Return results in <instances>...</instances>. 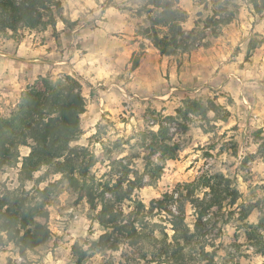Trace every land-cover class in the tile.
<instances>
[{"label": "rangeland", "instance_id": "374dc122", "mask_svg": "<svg viewBox=\"0 0 264 264\" xmlns=\"http://www.w3.org/2000/svg\"><path fill=\"white\" fill-rule=\"evenodd\" d=\"M59 1L54 28L0 36V53L4 54L0 57V115L7 116L21 93L40 76L77 78L85 112L80 116L82 133L72 145L88 147L98 158L92 169L97 177L109 173L112 159H122L131 169L142 171L144 137L160 126L167 127L179 150L165 161L160 179L135 190L134 197L149 207L152 200L164 193H179L183 185L206 173L225 175L239 198L232 207L212 210L205 231L206 250L216 248L218 264H264V256L246 246L237 221L240 206L264 210V118L256 116L264 102L256 107L233 102L264 101V69H258L259 73L255 67L264 68V9L255 13L247 0H171L187 16L183 29L197 31L198 44L205 46L162 56L143 34L156 12L145 0ZM227 18L231 21L224 26L213 22ZM165 32L158 30L160 36ZM19 45L27 52L37 50L25 54V59L34 58L37 63L14 60L11 56L15 57ZM19 83L22 91L5 96ZM192 102L211 103L222 110L217 115L213 111L205 116L188 113ZM224 115L226 121L217 119ZM28 153V148L20 149L22 157ZM44 172L35 173L34 179ZM59 178L49 175L39 187ZM34 184L25 183V189ZM18 186L17 169L0 172V191ZM66 186L61 183L47 207L50 242L38 255H21L13 244L2 245L0 264H76L75 246L88 250L82 264H148L124 243L118 251L91 247L103 233L95 219L99 208L91 209ZM121 207L125 213L131 210L128 203ZM232 211L234 215L229 216ZM185 213L193 229L195 217L188 203ZM222 216L230 219L228 224H222ZM148 217L151 223L165 225L171 236L165 218L156 212ZM258 217L255 209L248 221L255 223Z\"/></svg>", "mask_w": 264, "mask_h": 264}, {"label": "trees", "instance_id": "16d2710c", "mask_svg": "<svg viewBox=\"0 0 264 264\" xmlns=\"http://www.w3.org/2000/svg\"><path fill=\"white\" fill-rule=\"evenodd\" d=\"M247 2L257 14L264 9V0ZM145 4L156 12L143 34L160 55L170 56L205 46L198 44L197 31L183 29L187 16L174 6V1L145 0ZM59 8V0H0V36L16 34L18 30L54 28ZM230 21L231 18H227L213 22L216 26H224ZM162 28L166 32L160 36L158 30ZM219 110L222 107L211 103L192 102L186 112L195 111L205 116L208 111L217 115ZM84 112L85 98L77 78L40 76L21 93L17 105L7 116L0 115V172L17 169L19 182L17 188L3 187L0 191V248L13 244L21 255L26 252L38 255L51 237L47 207L64 182L68 192L79 200H86L91 209L99 208L95 219L103 233L90 243L91 247L118 251L119 245L124 243L137 250L148 264H218L216 248L211 245L214 249L206 250L205 231L213 209L220 212L232 207L239 198L229 179L221 173H206L183 185L181 192L164 193L146 207L134 197V191L157 182L165 161L173 159L179 150V145L169 136L168 128L160 126L157 132L149 131L144 137L142 171L131 169L122 159H112L109 173L97 177L92 169L98 158L88 147L72 145L82 133L80 116ZM217 119L226 121L227 115ZM165 120L173 119L167 117ZM147 137L148 144L145 143ZM22 147L29 149L24 157L20 154ZM43 169V176L34 179L35 173ZM49 175L60 178L41 189L39 184L46 182ZM31 181L34 186L26 190L25 183ZM200 193L202 197L198 196ZM125 203L131 208L127 213L121 207ZM186 203L195 217L193 229L186 223ZM255 209L259 211V217L255 223H250L248 217ZM154 212L165 218L172 232L170 237L165 225L151 223L148 219ZM232 214L233 211L229 216ZM237 214L246 246L251 247L254 254L264 256V210L253 205L240 206ZM222 218V224H228L230 219ZM87 252L79 246L73 248L76 264H82Z\"/></svg>", "mask_w": 264, "mask_h": 264}, {"label": "crops", "instance_id": "0c3cea01", "mask_svg": "<svg viewBox=\"0 0 264 264\" xmlns=\"http://www.w3.org/2000/svg\"><path fill=\"white\" fill-rule=\"evenodd\" d=\"M25 49L27 50V48H25V46L24 45H19L18 47H17V50H16V52H15V57H13V56H11L14 60H16L17 58H19V61H21V63H24V62H26V63H31L32 65H34L33 63H37V61L38 60H36V59H25V58H27L26 56H25V54H27V53H30V54H36V52H37V50H31V51H29V52H27V51H25ZM259 51V49L257 50V52ZM4 54H1L0 53V57L1 56H3ZM6 56V55H5ZM21 56H24V57H21ZM10 57V56H9ZM18 60V59H17ZM28 64V65H29ZM36 65V64H35ZM255 67H256V71L257 72H259V70L258 69H264L263 67H259V66H256L255 65ZM259 67V68H258ZM259 73H262L261 71L259 72ZM21 75H24V74H21ZM23 81H26V80H24L23 79ZM19 89V91H22V88H21V85H20V83L19 84H17V85H13V88H11V90L9 89V91H6V95L5 96H9V94L12 96V95H14V92H16V90H18ZM17 95H18V93H17ZM255 96H256V98H259L260 97V95L259 94H255ZM234 103H237V104H242L243 102H245V103H247L250 107L252 106V107H256V106H259V105H261L264 101H233ZM258 114H256V116L257 115H259V117L262 119V118H264V106L262 107V106H260V111L259 112H257Z\"/></svg>", "mask_w": 264, "mask_h": 264}]
</instances>
